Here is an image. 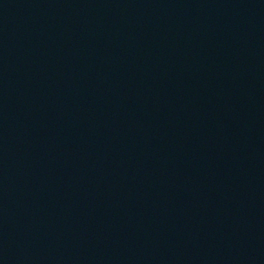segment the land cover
Masks as SVG:
<instances>
[{
    "label": "water",
    "instance_id": "water-1",
    "mask_svg": "<svg viewBox=\"0 0 264 264\" xmlns=\"http://www.w3.org/2000/svg\"><path fill=\"white\" fill-rule=\"evenodd\" d=\"M0 264H264V0H0Z\"/></svg>",
    "mask_w": 264,
    "mask_h": 264
}]
</instances>
